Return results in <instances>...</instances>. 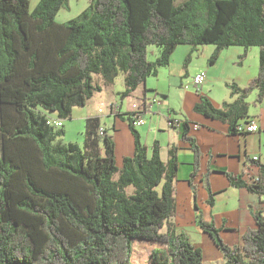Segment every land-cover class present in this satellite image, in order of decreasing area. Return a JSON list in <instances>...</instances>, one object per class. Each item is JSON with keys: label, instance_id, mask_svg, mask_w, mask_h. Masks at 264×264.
Here are the masks:
<instances>
[{"label": "trees", "instance_id": "trees-1", "mask_svg": "<svg viewBox=\"0 0 264 264\" xmlns=\"http://www.w3.org/2000/svg\"><path fill=\"white\" fill-rule=\"evenodd\" d=\"M67 6L69 0H39L34 8L30 0H0V264H140V248L150 242L147 264H212L173 221L178 147L164 161L159 140L150 149L137 129L135 121L142 116L145 122L153 100L144 94L139 109L117 112L135 136L134 154L122 166L99 116L86 119L83 144L62 141L63 129L49 120L72 118L74 107L85 106L121 73V99L133 95L170 64L178 45H192V53L215 44L212 64L227 47L243 46L244 58L259 46V71L248 85L228 83L232 99L221 106L205 94L195 105L242 133L249 96L257 89V101L264 97V0H91L79 15L59 22ZM151 45L159 48L155 60ZM179 122L170 120L174 127ZM189 129L184 120L194 177L201 152ZM225 173L232 186L264 194L263 165L257 176ZM205 183L213 204L215 193ZM253 217L235 244L214 221L198 214L197 223L223 264H264V214L254 211Z\"/></svg>", "mask_w": 264, "mask_h": 264}, {"label": "crops", "instance_id": "crops-1", "mask_svg": "<svg viewBox=\"0 0 264 264\" xmlns=\"http://www.w3.org/2000/svg\"><path fill=\"white\" fill-rule=\"evenodd\" d=\"M182 45H178L175 49L170 64L161 67L157 75L149 76L145 84L134 91L132 98L128 96L117 100L115 96L121 91L110 90V85L105 86L85 106H76L84 107L78 108L82 111L80 114L74 107L72 118L75 113L84 120L89 116H99L102 126L113 135L116 143V162L118 166H122L124 157L134 154L135 136L129 121L117 115V112L130 111L132 102L143 99L144 94L147 99L156 98L151 109L145 114V122L138 125L137 129L143 142L150 149L154 141L159 140L164 161L169 159L170 148L178 147L179 170L175 182L177 212L173 218L176 228L178 231L186 232L189 237L190 230H193L199 238H202V235L197 232V229H201L197 223L198 214H201L206 221L215 222L221 229L220 233L226 242L235 244L241 240V231L254 225L253 212L262 211L264 214V194L259 195L245 188L232 186L225 172L239 174L245 171L252 176H257L259 165L264 166V97L261 101H257L258 90H254L255 96L249 101L253 103L249 106V117L239 121L241 125L252 119L256 120L259 125L256 131L233 133L227 122L196 111L195 105L200 101L202 94L208 95L216 106H221L224 101L232 99L228 83L237 77L234 79L228 76L232 72L230 68L244 65L245 57H248L251 50L249 48L247 55L241 58L240 55L245 49L243 46L234 45L223 49L215 63L207 64L196 72V75L203 72L206 75L204 83L198 85L194 82V78L188 77L190 65H185V59L191 53L192 46ZM214 50L215 47L212 51ZM218 65L225 66L223 74L214 76L215 83L209 85L206 83L208 75L212 74L213 69ZM256 75H251L247 83L241 84H249ZM215 86L217 89L214 88ZM106 94L107 96L112 94L114 98H108ZM97 96L100 97L99 99H106L105 102L108 104L107 109L103 108L101 113L98 111L100 104H98ZM89 104H91V110L87 108ZM171 119H178L180 122L174 127L170 123ZM184 120L190 122L189 135L195 139L201 152L200 170L194 177L192 172L195 152L182 136ZM194 124H199V127L195 129ZM254 156H259V160L253 161ZM206 180L210 182L212 191L215 193L213 204L208 202L210 193L205 185ZM194 191L196 198H194ZM196 246L203 249L205 246L216 248L213 240L211 244Z\"/></svg>", "mask_w": 264, "mask_h": 264}, {"label": "rangeland", "instance_id": "rangeland-1", "mask_svg": "<svg viewBox=\"0 0 264 264\" xmlns=\"http://www.w3.org/2000/svg\"><path fill=\"white\" fill-rule=\"evenodd\" d=\"M30 1H31V7L34 8L39 0H30ZM182 1L183 0H175V2L177 4L182 2ZM90 3H91V0H69V6L62 8L58 12L56 19L59 22H67L70 19L79 15L84 9H86L90 5ZM182 46H189L190 47L192 45L183 44ZM214 47H216L215 44H203V45L199 46L198 50H194L191 53V58H190V61L188 62V64L190 65L189 76H188L189 78H194L196 75V72H198L201 67H204L207 64L212 65L209 58L212 55V53L214 52V51H212V49ZM240 48H243V47H240ZM249 48H250L251 52L249 53L248 57L247 56L245 57L246 61H245L244 65H237L238 67H233V68L231 67L230 69L232 70V72H230L228 75L230 77H233L234 79H235V77H237L235 80H232L231 82H236L237 84H239L241 86L246 85V84H241V83H247L246 81L248 80V77H250L251 75H256L257 71H259L258 67H259L260 48H259V46H251ZM149 51L151 52V54L149 55L150 59L155 60L158 53H159V48L156 45H151L149 47ZM152 51H155V53H153ZM238 60H239V56H238ZM219 64H221V63H219ZM224 67H225L224 65L222 67L220 65H218V67H215V69H213V73L208 75V79L206 80V83H208L209 85L215 83V81H214L215 77L214 76H219L220 73L223 74ZM212 68H214V67H212ZM123 78H124V75H123V73H121L119 75V77L117 78L116 82L114 83V85L109 86L110 90L123 91L126 88L125 87V81ZM202 83H204V81ZM214 88L217 89L216 86ZM216 91L220 92V90L219 91L216 90ZM98 96H100V95H98ZM98 96H97L98 104H100L99 108L107 109L108 104L105 102L107 100L103 99L104 100L103 101L102 99H99L100 97H98ZM106 96H107V94H106ZM254 96H255V94L252 93L251 97L249 98V101L252 100ZM107 97L108 98H114V95L108 94ZM115 98H117V100L121 99V95L120 94L116 95ZM131 98H132V96H131ZM127 100H130V99L127 98ZM135 102H137V101L132 102V106ZM250 104L253 105L252 102ZM90 106H91V104H89V107H87V108H90V110H91ZM78 108H81V107H76V112H78L80 114L82 111H80V109H78ZM82 108H84V107H82ZM99 108H98V111H100ZM63 123H64V126L58 127V128L63 129V133L59 138L65 142L73 141V142H78L80 144H83L84 139H85L86 120L82 119L81 116H78V114L75 113L73 118L63 119ZM201 177H202V175L199 176V179ZM256 210H258V209H256ZM165 229L166 228H164V230ZM197 230H198L197 232H199V234L202 235V238H199L198 234L195 231L190 230L189 233H190L191 241L195 245L202 244L203 246H205L206 244H211L212 238L210 237V235L208 233H204L201 229H197ZM147 246H148L147 248H140V253L136 257L137 261L140 264H147V262L149 260L151 249H152L153 245L150 242V244H148ZM203 250H204L205 260L207 262L212 263V264H223L221 262V259H223V255L217 249V247L214 248V247H206L205 246Z\"/></svg>", "mask_w": 264, "mask_h": 264}, {"label": "built area", "instance_id": "built-area-1", "mask_svg": "<svg viewBox=\"0 0 264 264\" xmlns=\"http://www.w3.org/2000/svg\"><path fill=\"white\" fill-rule=\"evenodd\" d=\"M205 78H206V75H205L204 72L203 73H200V74H197L194 77V82L199 85V84H201L205 80ZM155 101H156V99H153L152 102H155ZM147 102H149V100ZM140 103L135 102L133 104V106H132V109H139L140 108L139 107V104ZM99 110H100V112L103 111L102 108H99ZM49 122L51 124H53V125L55 124V126H62L63 125V122H62L61 119H57V120H52L51 119V120H49ZM143 122H144V118L142 116H138L137 120L135 121L136 124H142ZM194 127H195V129L198 128L199 127V124H194ZM238 129H239L240 132H246V131L247 132H251V131L258 130L259 129V125L256 122V120L252 119L249 122H247L246 124L239 125V128ZM103 131H104V128L101 127L100 128V132L103 133ZM254 159H259V156H254Z\"/></svg>", "mask_w": 264, "mask_h": 264}]
</instances>
